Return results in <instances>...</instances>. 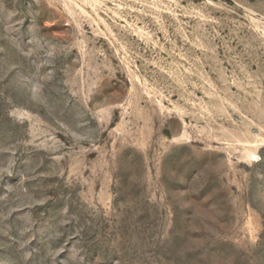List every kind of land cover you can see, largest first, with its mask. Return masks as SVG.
<instances>
[{
  "label": "rangeland",
  "instance_id": "1",
  "mask_svg": "<svg viewBox=\"0 0 264 264\" xmlns=\"http://www.w3.org/2000/svg\"><path fill=\"white\" fill-rule=\"evenodd\" d=\"M0 264H264V0H0Z\"/></svg>",
  "mask_w": 264,
  "mask_h": 264
}]
</instances>
